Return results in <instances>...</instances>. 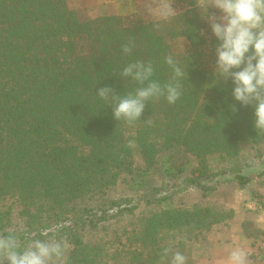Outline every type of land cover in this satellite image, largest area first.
Here are the masks:
<instances>
[{
  "label": "trees",
  "instance_id": "16d2710c",
  "mask_svg": "<svg viewBox=\"0 0 264 264\" xmlns=\"http://www.w3.org/2000/svg\"><path fill=\"white\" fill-rule=\"evenodd\" d=\"M156 1L130 15L89 19L65 0H0V199H16L28 231L41 240L65 237L67 264H170L174 252L194 264L193 245H202L227 212L166 205L110 251L81 240L77 222L91 208L77 209V202L100 192L113 171L131 174L138 188L158 172L154 166L174 178L187 169L186 154L197 160L187 180L200 188L209 177L208 155L235 165L239 144L264 139L253 127V105L241 106L231 95V80L215 74L210 5ZM162 5L177 14L158 19L153 12ZM129 42L134 46L124 53ZM168 56L186 67L180 99L169 104L153 98L140 120L115 121L96 91L105 85L121 95L134 90L137 85L120 73L135 61H150L153 78L168 82ZM133 154L141 167H133ZM234 180L240 189L249 182L239 173ZM119 207H113L116 216L125 211ZM10 218L11 210H0L2 235L9 233ZM178 233L183 235L175 241Z\"/></svg>",
  "mask_w": 264,
  "mask_h": 264
},
{
  "label": "clouds",
  "instance_id": "9594fccd",
  "mask_svg": "<svg viewBox=\"0 0 264 264\" xmlns=\"http://www.w3.org/2000/svg\"><path fill=\"white\" fill-rule=\"evenodd\" d=\"M211 5L219 12L218 16L209 17L217 41L215 74L222 80H231V95L241 106L253 105V127L264 133V0H211ZM175 14L170 5H162L153 12L160 20H168ZM133 46L129 42L122 46V51L129 53ZM165 63L172 72L168 82L153 78L155 68L150 61H135L120 73L121 79L137 85L134 90L121 95L105 85L96 91V96L111 107L115 121L131 124L140 120L146 104L153 98L163 97L169 104L180 99L186 67L171 56L165 58ZM68 250L63 240L46 242L33 238L27 246L20 247L15 232L0 235V264H67ZM168 252L169 249H164L163 255ZM247 257L243 247H234L222 264H246ZM170 264H187V257L174 252Z\"/></svg>",
  "mask_w": 264,
  "mask_h": 264
},
{
  "label": "rangeland",
  "instance_id": "374dc122",
  "mask_svg": "<svg viewBox=\"0 0 264 264\" xmlns=\"http://www.w3.org/2000/svg\"><path fill=\"white\" fill-rule=\"evenodd\" d=\"M166 1L164 0L163 4ZM156 2V0H150L140 6L147 7ZM206 4L210 5L211 14L209 17L219 15L218 10L211 5V0H206ZM78 11H82L85 17L92 19L83 10ZM208 23L210 25V19H208ZM132 157L133 167H141L140 158L136 154H133ZM185 159L189 161V163H186L187 165L185 164L187 169L174 178H168L162 173L160 166H154L158 172L149 175L139 188L130 179L131 174L120 171H113L109 174V179L101 187L100 192L93 195L91 199L83 198L77 202V209L91 208L88 212L89 215L83 216L81 221L77 222V233L80 235L81 240L86 244L103 245V247L112 251L115 246L123 245L126 242V236L132 230L138 231L141 229L140 225L145 222V219L158 213L166 205L181 210L197 205L201 208L219 209L227 212L225 222L215 226V230H223L225 227L237 224L244 212L252 211L248 207L250 202L251 204L255 202L264 209V139L256 144H239L238 155L232 160L235 165L223 160L217 154L208 155L206 161L209 177L200 180V188L187 180L189 168L195 166L196 158L186 154L184 155ZM238 173L249 179L244 188L251 190L248 198L243 203H241L240 188L234 180L235 174ZM110 175L114 176V179L113 177L110 178ZM117 204H119V208H124L125 211L116 216V208L113 209V207H116ZM0 210H11L10 222L6 221L10 224L5 227V230L9 233L15 232L18 236V243H23L22 247L27 246L33 236L38 238L35 232L28 231L26 217L20 214L22 207L16 199L9 197L0 199ZM103 210L106 213L102 215L100 212ZM91 213L95 215L90 218ZM99 216H104V218L98 219ZM80 217L81 213H78L79 220ZM89 219L92 220L91 226L88 225ZM85 220H87V223H85ZM60 228L61 226L54 227L51 228V231ZM214 228L213 231H215ZM252 228V225H248V231H251ZM49 231L44 233L46 234ZM0 235H2L1 231ZM182 235V233H178L175 236V241L181 238ZM64 238L62 237V240L66 241ZM43 240L47 242L54 240V237L47 236ZM205 240L200 239V243L203 245ZM196 247L195 244L192 249H196ZM261 255L263 254L261 253Z\"/></svg>",
  "mask_w": 264,
  "mask_h": 264
},
{
  "label": "crops",
  "instance_id": "0c3cea01",
  "mask_svg": "<svg viewBox=\"0 0 264 264\" xmlns=\"http://www.w3.org/2000/svg\"><path fill=\"white\" fill-rule=\"evenodd\" d=\"M65 1L70 10H83L90 18H96L107 15H129L134 13L138 6L150 0ZM250 191L247 188L239 190L241 203L248 198ZM248 207L252 211L244 212L237 224H233L231 228L225 227L223 230L214 228L215 231L212 230V233L208 234L205 243L198 244L196 249L194 248V264H222L228 251L234 247H243L248 252L246 264H264V255H261L264 240V209L255 202L248 203ZM248 225H252L251 231L246 230Z\"/></svg>",
  "mask_w": 264,
  "mask_h": 264
},
{
  "label": "built area",
  "instance_id": "2783aa9c",
  "mask_svg": "<svg viewBox=\"0 0 264 264\" xmlns=\"http://www.w3.org/2000/svg\"><path fill=\"white\" fill-rule=\"evenodd\" d=\"M262 251H263V255H264V240H263V243H262Z\"/></svg>",
  "mask_w": 264,
  "mask_h": 264
}]
</instances>
